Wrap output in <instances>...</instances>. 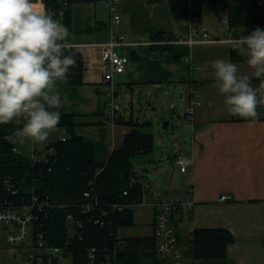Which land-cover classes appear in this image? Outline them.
<instances>
[{
	"label": "crops",
	"instance_id": "crops-1",
	"mask_svg": "<svg viewBox=\"0 0 264 264\" xmlns=\"http://www.w3.org/2000/svg\"><path fill=\"white\" fill-rule=\"evenodd\" d=\"M34 7L44 11L42 0H34ZM193 12L189 16L183 0H120L115 7L119 22L113 23L104 1L71 4L69 45L82 59V83L58 87L65 102L54 110L60 111L61 117L73 118L72 134L92 145L94 160L102 165L113 150L122 146L124 136L132 129L152 133L150 122L133 118L135 96L150 99L155 90L184 86L185 109L192 100L201 103L194 106L192 120H188L190 142L185 152L179 153L192 163L182 172L175 161L173 172L168 173L164 181L167 175L164 150L159 154L153 150L133 157L132 166L133 163L149 164L150 171H161L162 176L155 187L138 176L145 183V202L133 207L147 210H138L141 222L137 230L131 229L133 223L121 227L120 232L131 238L151 237L154 202L160 198L186 199L191 206L175 223L184 264H264V107L258 106L260 115L254 123L231 115L224 96L216 87L212 63L231 61L237 65L238 75L256 77L247 61L231 59V46L226 43L175 42L187 34L190 26L204 28L215 38L223 34L219 16L225 12H215L210 7L194 16ZM111 33L122 35L128 43L119 48V52L128 57L125 70L113 78L115 97L120 105L114 121L106 114L107 99L95 46L108 40ZM130 120L138 125L126 124ZM56 130V137L49 136L52 141L70 136L59 124ZM30 146L31 142L29 152ZM221 195H229L231 200L219 201ZM135 218L133 213V220ZM200 229H225L231 233L233 241L227 246L224 258L194 256V232ZM0 236L3 238L2 231ZM3 244L0 237V264H23L20 257L8 251L15 259L9 258Z\"/></svg>",
	"mask_w": 264,
	"mask_h": 264
},
{
	"label": "trees",
	"instance_id": "trees-1",
	"mask_svg": "<svg viewBox=\"0 0 264 264\" xmlns=\"http://www.w3.org/2000/svg\"><path fill=\"white\" fill-rule=\"evenodd\" d=\"M104 0H42L44 11L53 14L71 33L70 6L73 3L94 4ZM195 11L210 7L215 12H225L229 24L238 29L254 30L257 27L263 29L264 18L256 6V0H193ZM70 43V37L68 39ZM72 54L76 61L69 69L65 82H58L57 87L78 86L82 83L83 62L79 54L73 52L70 47L65 53ZM231 59L234 61H247L246 57L239 54L231 47ZM252 86L258 88L260 79H250ZM130 126L138 125L133 121H127ZM146 124V123H142ZM60 126L70 133L64 141L56 140L54 147L57 160L49 165L50 171L45 166L42 174L37 177L35 187L39 197L47 198L50 203L57 205L47 211L45 219L48 231V241L51 245L64 248L66 253L73 257V264H87L86 249L94 245H102L107 242L106 229H100L86 224L81 231V239L76 237L68 245H65V217L73 212L72 207L81 206L89 201L83 193L91 187L99 196V205L108 207L110 204H127L136 200L142 191L140 184L130 186V177L133 174L131 159L139 154L153 151L154 139L150 133H141L132 129L124 136L122 146L113 150L105 164H98L94 160L93 147L81 137L72 134L74 121L71 116L63 115ZM16 124L0 125V181L6 174H12L22 182H30L35 171L34 166L22 154L15 153L12 148L15 144L5 139L14 134ZM43 169V167H42ZM97 174L95 175L96 171ZM93 179L91 186L89 181ZM127 191L124 195L123 192ZM62 207H59V206ZM77 214V212H76ZM114 226H132L133 210L124 209L109 217ZM130 244L135 251L132 252L134 264L148 260L153 255L152 237L130 238ZM233 241V237L225 229H200L194 232V256L199 259H220L225 257L227 246Z\"/></svg>",
	"mask_w": 264,
	"mask_h": 264
},
{
	"label": "built area",
	"instance_id": "built-area-1",
	"mask_svg": "<svg viewBox=\"0 0 264 264\" xmlns=\"http://www.w3.org/2000/svg\"><path fill=\"white\" fill-rule=\"evenodd\" d=\"M120 0H104L111 13V22L118 23L119 15L115 14L116 4ZM256 6L264 18V0H256ZM189 16L195 10L192 0L187 3ZM219 24L223 34L215 38L204 28L189 27L187 34L177 39L178 43L188 45L205 43H226L234 41L241 36L249 35L253 30L238 29L229 24L226 13L219 16ZM264 30V27L263 29ZM124 37L111 33L108 40L96 43L99 53V62L102 69V84L104 86L107 103V116L111 121L118 117L120 105L115 97L114 75L124 72L128 57L119 52V48L126 46ZM198 100H192L187 108L186 119L191 121L194 106L200 105ZM264 107V106H262ZM20 128L19 124L13 122ZM16 128V129H17ZM16 131V130H15ZM58 140L64 141L65 137ZM54 142H47L37 148L32 143L30 146L29 162L34 166L32 180L21 182L18 177L6 174L0 181V228L3 241L8 251L20 257L23 264H58L61 257L67 254L63 247L51 245L47 239L45 219L47 211L57 205L50 203L47 198L39 197L35 182L45 166L56 162V150ZM15 153L21 151L13 147ZM176 163L182 172L192 163L184 156H177ZM43 167V169H42ZM50 171V167L47 168ZM99 170L96 171L95 175ZM94 180L89 184L92 186ZM138 183L142 187L141 195L127 204H110L108 207L99 205V196L93 187L85 191L83 196L89 201L81 206L72 207L73 212L65 217V245H68L76 237L81 239V231L86 224L100 229H106L107 242L102 245H94L86 249L87 264H134L131 255L135 249L130 244V238L120 232V227L114 226L109 217L124 209H132L135 205L145 202V183L136 175L130 177V186ZM124 195L127 191L123 192ZM229 195H221L219 201H229ZM154 217L152 221L153 255L150 259L140 264H184L183 255L179 246L175 223L180 220L184 210L191 206V202L180 198H160L154 202ZM59 207H62L61 205ZM77 212V214H76Z\"/></svg>",
	"mask_w": 264,
	"mask_h": 264
},
{
	"label": "clouds",
	"instance_id": "clouds-1",
	"mask_svg": "<svg viewBox=\"0 0 264 264\" xmlns=\"http://www.w3.org/2000/svg\"><path fill=\"white\" fill-rule=\"evenodd\" d=\"M71 35L52 13L37 11L34 0H0V125L23 121L5 137L10 143L44 144L56 130L61 112L54 109L65 102L57 85L76 63L65 54ZM229 43L261 83L254 88L235 63L216 60V87L231 115L254 123L258 106H264V30L257 27Z\"/></svg>",
	"mask_w": 264,
	"mask_h": 264
},
{
	"label": "rangeland",
	"instance_id": "rangeland-1",
	"mask_svg": "<svg viewBox=\"0 0 264 264\" xmlns=\"http://www.w3.org/2000/svg\"><path fill=\"white\" fill-rule=\"evenodd\" d=\"M187 3L189 0H183ZM217 19H218V15ZM175 88L171 89H161L155 90L154 97L149 99L144 96H135L133 104V118L134 120L138 119L141 122L148 121L152 124V135L154 139V152L159 154L161 150H164V165L166 167L167 175L163 177V180H166V177L173 172L175 167V161L180 152H185L186 144L190 142L191 138V128L190 122L186 119L187 109L184 106L183 98L186 92V88L181 84L174 86ZM165 91V92H164ZM157 92V93H156ZM161 92H164L162 94ZM156 94V97H155ZM123 109L126 108L125 96L122 97ZM151 104V106H149ZM156 109L153 110L152 108ZM53 134V135H52ZM58 130H55L51 133V136L56 137ZM53 139L49 138L47 142H51ZM46 142V143H47ZM45 144V143H44ZM44 144H36L37 148L42 147ZM180 145V147H179ZM17 148H20L22 156L29 159V142L24 144H15ZM134 175L142 177L144 181L149 182L150 185L153 184V187L157 186L158 179L161 178L162 173H156V171H150L149 164L133 163ZM163 164V162L161 163ZM169 173V174H168ZM163 181V182H164ZM164 186V185H163ZM138 210H147L146 207H133L134 213V225L131 228L135 230L140 224V215L137 214ZM1 229V228H0ZM137 230V229H136ZM1 232V230H0ZM133 232V231H132ZM1 239L2 236H0ZM7 255L9 258H13L12 255L6 249ZM15 259V258H13ZM17 259V258H16ZM19 263V262H18ZM21 264V263H20ZM58 264H73V257L70 254L60 258Z\"/></svg>",
	"mask_w": 264,
	"mask_h": 264
}]
</instances>
